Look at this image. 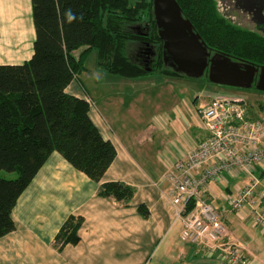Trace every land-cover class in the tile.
<instances>
[{
    "label": "crops",
    "instance_id": "crops-1",
    "mask_svg": "<svg viewBox=\"0 0 264 264\" xmlns=\"http://www.w3.org/2000/svg\"><path fill=\"white\" fill-rule=\"evenodd\" d=\"M0 35V64L32 58L36 39L32 0H0ZM76 82L68 92L93 98L90 116L117 149L104 181L132 186L134 198L126 206L100 197L98 183L54 152L14 209L17 228L0 239V264H230L221 251H205L182 239L184 225L172 203L168 171L207 138L205 130H196L194 107L185 104V114L175 110L152 114L147 93L151 87L146 84L92 88ZM207 104L197 106L199 118ZM170 116L177 124L182 119L186 128L182 134L179 125L181 130L175 131ZM247 180L238 185L244 187ZM229 186L226 190L225 185L212 184L210 201L221 211L231 235L246 247L250 264H264V238L259 235L263 231L230 211L224 193L233 182ZM142 205L148 216L140 211ZM71 215L85 219L81 240L61 249L56 236Z\"/></svg>",
    "mask_w": 264,
    "mask_h": 264
},
{
    "label": "trees",
    "instance_id": "trees-1",
    "mask_svg": "<svg viewBox=\"0 0 264 264\" xmlns=\"http://www.w3.org/2000/svg\"><path fill=\"white\" fill-rule=\"evenodd\" d=\"M177 1L213 51L264 66L261 34L227 22L215 0ZM32 7V58L0 64V239L16 230L14 209L54 152L98 183L100 197L126 206L134 198L132 186L104 181L117 149L90 116L93 98L68 92L88 70L91 54L96 52L99 66L114 77H185L165 65L154 0H32ZM145 44L157 54L152 71L135 58ZM13 173L15 177L6 175ZM140 211L149 215L145 205ZM84 222V217L71 215L56 245L78 244Z\"/></svg>",
    "mask_w": 264,
    "mask_h": 264
},
{
    "label": "built area",
    "instance_id": "built-area-1",
    "mask_svg": "<svg viewBox=\"0 0 264 264\" xmlns=\"http://www.w3.org/2000/svg\"><path fill=\"white\" fill-rule=\"evenodd\" d=\"M201 118L209 136L167 173L176 218L184 225L182 239L205 251H221L230 264H250L246 247L210 201V186L227 190L231 180L247 175L246 185H233L224 200L232 213L264 234V120L251 117L246 98L240 97L213 100Z\"/></svg>",
    "mask_w": 264,
    "mask_h": 264
},
{
    "label": "rangeland",
    "instance_id": "rangeland-1",
    "mask_svg": "<svg viewBox=\"0 0 264 264\" xmlns=\"http://www.w3.org/2000/svg\"><path fill=\"white\" fill-rule=\"evenodd\" d=\"M215 1L220 14L227 20V22L240 26L244 29L256 31L254 26L246 18L245 14L236 8L235 4L232 3L231 0ZM131 52L133 53V50ZM214 53L215 52H213V54ZM87 68L88 70L82 73L79 78L82 85L78 81L76 82L79 83L81 87L85 85L86 87L95 88L97 85L101 86L119 83H143L146 84V86L151 87V90H147V93L151 94L152 105L150 111L152 114L161 112L174 114L173 110L179 114H185V104H188L190 107H194L195 110L193 111H195V122L198 125L196 130H199L200 132H202L201 129H203V131L205 130L204 132L206 133L207 137L209 134L203 125L202 118L197 116L199 113L197 106L201 102L210 104L213 100L220 97L246 98L251 117L256 119H264V92L258 91L256 89L242 90L232 87L220 86L211 83L207 77L202 79H193L186 76L165 78L156 73L143 78L145 80H127L125 78L114 77L99 66L96 52L91 54L87 62ZM170 119L172 120L175 131L178 133L182 129V134L186 129L183 126L182 119L178 120V124L174 122L173 117L170 116ZM186 120L187 122L189 121L188 118ZM178 125L181 127V129ZM6 175L11 177L16 176L15 173ZM248 178L249 177L247 175L242 174L238 178L232 180L233 185H238L242 182L241 180H246ZM262 181L264 184V175L262 177ZM259 235L263 236L264 238L263 232L259 231Z\"/></svg>",
    "mask_w": 264,
    "mask_h": 264
},
{
    "label": "water",
    "instance_id": "water-1",
    "mask_svg": "<svg viewBox=\"0 0 264 264\" xmlns=\"http://www.w3.org/2000/svg\"><path fill=\"white\" fill-rule=\"evenodd\" d=\"M154 6L166 66L189 78L207 75L216 85L264 92V66L235 60L226 53L213 54L177 0H154ZM154 63L151 61L146 69L152 71Z\"/></svg>",
    "mask_w": 264,
    "mask_h": 264
},
{
    "label": "flooded vegetation",
    "instance_id": "flooded-vegetation-1",
    "mask_svg": "<svg viewBox=\"0 0 264 264\" xmlns=\"http://www.w3.org/2000/svg\"><path fill=\"white\" fill-rule=\"evenodd\" d=\"M231 2L245 14L246 18L254 26L256 32L264 37V0H231ZM155 55L156 51L150 45L145 44L141 46V53L136 55L135 58L140 64L146 67L151 61L155 62V57H153Z\"/></svg>",
    "mask_w": 264,
    "mask_h": 264
}]
</instances>
